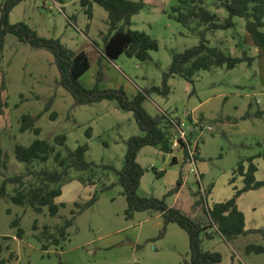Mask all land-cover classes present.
<instances>
[{
	"label": "rangeland",
	"instance_id": "1",
	"mask_svg": "<svg viewBox=\"0 0 264 264\" xmlns=\"http://www.w3.org/2000/svg\"><path fill=\"white\" fill-rule=\"evenodd\" d=\"M58 1L22 0L10 10L8 21L24 22L40 37L58 39L76 52L85 51L90 67L80 76L81 84L87 89L121 88L128 98L139 90L160 85L171 52L197 44L198 31L205 26H196L195 21L187 26L177 22L170 16L173 0H144L145 6L131 17L127 27L147 33L157 41V49L150 51L149 58L143 61L125 54L109 59L102 53V35L108 28L106 11L93 3L88 17L80 0ZM213 1L204 0V5L220 19L225 18L227 12ZM3 2L0 0V4ZM233 22V27L207 33L206 38L210 45L235 56L246 51L253 58L250 64L244 61L232 69L200 70L192 83L178 76L170 77V92L166 97L150 93L142 102V107L152 116L167 113L183 120L182 128L187 135L189 126L194 125L190 142L192 147H198L195 166L204 194L210 188L205 196L209 206L231 197L233 187L243 185L238 175L230 183L237 161L264 151V51L253 44L243 18L234 16ZM58 79L54 57L48 50L32 47L12 33L5 35L0 51V147L7 159L5 175L24 169V163L14 155L16 144L26 146L35 138L52 142L55 135L64 133L65 146L69 149L87 145L85 159L93 165L90 171H80V176L87 179L93 174L94 184L80 182L76 179L79 174L72 172V180L63 185L62 194L56 198L65 207L54 216L46 208L35 212L28 206L13 204L8 196L1 198L0 237H8L2 240L4 246L8 245L0 255L3 264H58L59 258L65 264H185L189 253L186 232L175 223L163 228L159 211H138L126 218L122 187L113 169L106 167L121 169L127 139L142 135L133 113L119 107L115 100L77 105ZM258 110L262 111L260 115ZM52 112L56 114L54 117ZM23 114L35 118L34 126L40 129L38 135L31 129L19 130ZM171 131L175 135V129ZM136 161L144 169L138 195L165 196L168 205L193 218L204 216L202 206L194 204L201 194L193 165L180 147L162 152L145 145L137 152ZM253 161L257 165L255 178L262 180L264 158L256 157ZM33 165L53 166L51 159L34 160ZM179 175L181 186L166 195L174 189ZM1 179L0 175V182ZM104 185L108 187L103 189ZM6 190L8 195L12 194L13 185L7 184ZM94 191H97L96 201L75 215L62 247L50 245L42 250L38 236L43 226L53 227L61 218L69 217L70 210L75 209L73 203L87 201ZM238 204L244 212L245 229L251 232L231 242L214 235L212 239H204L203 246L220 252L221 264H264V251L244 252L249 243L264 248V185L243 192ZM15 217L20 218L21 238L16 237V228L10 226Z\"/></svg>",
	"mask_w": 264,
	"mask_h": 264
},
{
	"label": "trees",
	"instance_id": "2",
	"mask_svg": "<svg viewBox=\"0 0 264 264\" xmlns=\"http://www.w3.org/2000/svg\"><path fill=\"white\" fill-rule=\"evenodd\" d=\"M22 0H4L0 4V51L4 46L5 35L14 34L18 40L27 42L32 47H40L48 50L54 57L55 65L59 72L58 83L67 90L74 99L75 104H87L101 100H115L119 107L131 111L135 122L142 132V135H133L126 141V152L123 165L117 170V183L122 187V194L126 200L125 217L131 218L134 212L153 210L159 211L163 228L169 223H175L182 228L188 237L189 253L185 264H221L222 255L216 250L205 249L204 239H212L214 235L221 236L225 241L231 242L240 235L248 234L245 229L244 213L237 206V198L245 191L257 189L264 185V178L257 180L255 172L257 165L254 163L256 157L264 158V151L255 156L240 158L232 171L230 183H233L236 176L242 178L243 185L240 188L233 187L234 193L231 197L213 202L210 206L205 202V196L209 194L207 188L204 196H199L194 201L197 206H202L204 216L195 219L181 209L170 206L165 201V196L155 197L140 196L137 193L140 179L144 169L136 161L137 152L145 145L153 146L162 152L172 151L173 128L172 117L167 113H158L154 116L148 114L142 107L144 98L150 93L166 97L169 92L168 80L170 77L178 76L188 82L194 81V76L200 70H211L216 67L232 69L239 63L246 61L251 63L253 58L243 51L241 56H235L229 51L218 46L209 44L206 38L207 33H214L216 30L227 29L234 26L233 17L238 16L244 19V28L250 36L253 44L264 51V0H214V5L223 8L227 16L220 19L216 12L211 11L204 5V0H173L170 16L177 22L187 26L191 21L196 26L205 25L198 31L199 41L197 44L184 49L183 51H172L171 61L167 70L162 74L160 85H152L139 90L132 98H128L121 89L85 88L79 78L90 67V61L85 51H73L64 46L58 39L44 38L38 36L24 22L9 23L8 14L10 10ZM58 2H61L59 0ZM101 6L107 13V32L102 35L103 56L115 59L120 54L133 57L139 61L149 58V52L156 50L157 41L144 31L132 30L127 26L131 17L139 12L144 6V0H80L85 14L90 17L92 4ZM4 76V75H3ZM1 86L4 90V78L1 79ZM50 104V103H49ZM262 111H257L260 115ZM56 114L51 113V117ZM179 120L178 118H174ZM188 119L191 121L190 116ZM35 118L29 114L20 117L21 132L31 129L39 134V127L34 126ZM188 130V143L194 132V125ZM90 128L87 134L90 135ZM66 135L60 133L54 136L53 141L35 138L28 145L16 144L14 155L17 161L24 163L22 172L5 175L7 159L0 147V199L9 197L13 204L28 206L35 212H43L46 208L49 215H57L60 208L65 207L64 202H56L55 199L62 194V187L72 180L71 173L79 175L76 177L82 183L94 184L93 174L85 179L80 176V171H90L92 162L86 161V144H80L74 149L65 146ZM182 143L184 157L189 160L188 151ZM64 146V147H63ZM65 149V151L62 148ZM194 159H198V147H194ZM51 159V167L35 168L33 161L46 162ZM172 162H175L173 158ZM264 174V170H263ZM182 183V176L176 180L174 189L166 195L178 190ZM13 185L12 194L8 195L6 186ZM108 186H103V189ZM97 199V191H94L90 198L83 202H74L75 209L70 210L69 217L61 218L58 224L53 227L44 225L41 236V249L47 250L50 245L62 247L61 243L67 239V229L75 219V215L89 208ZM20 218L15 217L10 226L16 228V237L23 236V229L19 225ZM8 237H0V255L8 245L2 243ZM264 248L261 245L249 243L245 246V253H261ZM12 256V255H11ZM4 260L0 259V264ZM58 264H65L60 258Z\"/></svg>",
	"mask_w": 264,
	"mask_h": 264
},
{
	"label": "built area",
	"instance_id": "3",
	"mask_svg": "<svg viewBox=\"0 0 264 264\" xmlns=\"http://www.w3.org/2000/svg\"><path fill=\"white\" fill-rule=\"evenodd\" d=\"M172 123H173V128L175 129V135L173 136L172 139V147H180L182 148V143L185 145L187 151H188V155H189V161L190 163L193 165V173L196 175V181L199 187V192L201 194V196H204V188L200 183V178H199V172L196 169L195 166V159H194V147L191 146V144L188 143V138H187V134L185 133V131L183 130V126L185 125V122L183 120H176L174 118L171 119ZM208 129H210V126H208Z\"/></svg>",
	"mask_w": 264,
	"mask_h": 264
},
{
	"label": "crops",
	"instance_id": "4",
	"mask_svg": "<svg viewBox=\"0 0 264 264\" xmlns=\"http://www.w3.org/2000/svg\"><path fill=\"white\" fill-rule=\"evenodd\" d=\"M192 127H193L192 125L189 126L190 129H191ZM174 159H175V158H174ZM195 177H196V175H195ZM200 177H201V176H200V174H199V178H200ZM196 178H197V177H196ZM240 195H241V194H240ZM58 197H59V196H58ZM58 197H57V198H58ZM239 197H240V196H239ZM239 197H238V198H239ZM238 198H237V206H238V208L243 212V210L239 207V204H238ZM55 201H56V199H55ZM243 213H244V212H243ZM189 215H190V214H189ZM190 216H191V215H190ZM220 237H221V236H220ZM221 238H222V237H221ZM222 239H223V238H222ZM223 240H224V239H223ZM210 250H213V249H210Z\"/></svg>",
	"mask_w": 264,
	"mask_h": 264
}]
</instances>
